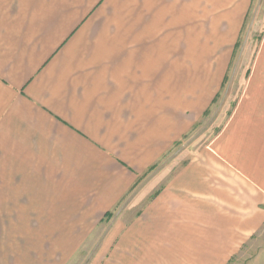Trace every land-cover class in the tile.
Listing matches in <instances>:
<instances>
[{"label": "crops", "instance_id": "crops-1", "mask_svg": "<svg viewBox=\"0 0 264 264\" xmlns=\"http://www.w3.org/2000/svg\"><path fill=\"white\" fill-rule=\"evenodd\" d=\"M250 8L0 0V264H231L248 249L264 229V68L229 84L241 94L217 133L189 136Z\"/></svg>", "mask_w": 264, "mask_h": 264}, {"label": "rangeland", "instance_id": "rangeland-1", "mask_svg": "<svg viewBox=\"0 0 264 264\" xmlns=\"http://www.w3.org/2000/svg\"><path fill=\"white\" fill-rule=\"evenodd\" d=\"M263 44L264 0H251V8L245 28L235 48L231 68L225 81L227 85L224 87L213 109L207 113L195 132L189 136V140L193 135L196 134L197 136L199 132L202 134L201 137L207 135L208 129H211L212 135L218 132V127L212 126L223 121V118L219 119V117L229 115L230 110L234 107L236 100L239 99L241 94V86L230 87L229 84L245 83L248 78L246 69H255L257 66L264 68V54L261 53ZM225 99H231L232 102L228 103V106L223 105ZM176 152L172 151L169 153L161 163L164 164L171 161ZM231 264H264V229L249 240L248 249L238 256L237 259L233 260Z\"/></svg>", "mask_w": 264, "mask_h": 264}]
</instances>
